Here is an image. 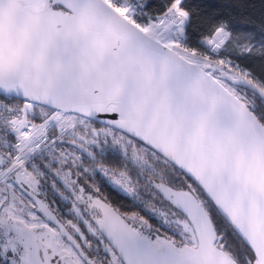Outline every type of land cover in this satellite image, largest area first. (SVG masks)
I'll return each instance as SVG.
<instances>
[{"label":"snow or ice","instance_id":"6c2138e0","mask_svg":"<svg viewBox=\"0 0 264 264\" xmlns=\"http://www.w3.org/2000/svg\"><path fill=\"white\" fill-rule=\"evenodd\" d=\"M0 264H264V0H0Z\"/></svg>","mask_w":264,"mask_h":264},{"label":"flooded vegetation","instance_id":"af4514ba","mask_svg":"<svg viewBox=\"0 0 264 264\" xmlns=\"http://www.w3.org/2000/svg\"><path fill=\"white\" fill-rule=\"evenodd\" d=\"M112 198L114 199V200H116L118 203L120 202L119 200H118V198H116L115 197V194H112ZM127 202L125 201V204H126Z\"/></svg>","mask_w":264,"mask_h":264},{"label":"trees","instance_id":"16d2710c","mask_svg":"<svg viewBox=\"0 0 264 264\" xmlns=\"http://www.w3.org/2000/svg\"><path fill=\"white\" fill-rule=\"evenodd\" d=\"M220 2H225V0H220ZM125 203V202H124Z\"/></svg>","mask_w":264,"mask_h":264}]
</instances>
